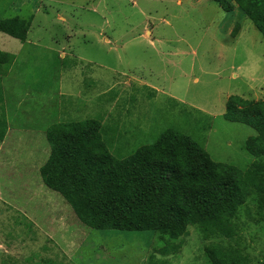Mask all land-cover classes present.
Wrapping results in <instances>:
<instances>
[{
    "label": "rangeland",
    "instance_id": "374dc122",
    "mask_svg": "<svg viewBox=\"0 0 264 264\" xmlns=\"http://www.w3.org/2000/svg\"><path fill=\"white\" fill-rule=\"evenodd\" d=\"M16 17L32 25L24 44L0 33V51L16 56L1 82L0 264H209L194 227L180 251L162 254L153 232L82 225L42 181L46 131L101 120L110 153L126 159L175 128L246 171L256 132L224 115L232 96L264 101L260 31L215 0H0V21ZM238 217L241 248L264 264L255 201Z\"/></svg>",
    "mask_w": 264,
    "mask_h": 264
},
{
    "label": "trees",
    "instance_id": "16d2710c",
    "mask_svg": "<svg viewBox=\"0 0 264 264\" xmlns=\"http://www.w3.org/2000/svg\"><path fill=\"white\" fill-rule=\"evenodd\" d=\"M215 1L225 12L239 9L264 37V0ZM31 25L19 17L2 20L0 33L24 44ZM240 28L236 26L234 37ZM15 61V55L0 51V105L2 77ZM224 118L256 132L245 144L256 158L246 171L216 162L202 144L175 128L130 157L117 158L104 139L103 122L90 119L47 129L50 156L40 175L89 229L153 232L165 245L160 252L169 254L180 251L194 227L205 242L209 264H253L240 246L237 221L251 200L259 216L256 223L264 221V101L232 96ZM5 129L0 117V141Z\"/></svg>",
    "mask_w": 264,
    "mask_h": 264
}]
</instances>
